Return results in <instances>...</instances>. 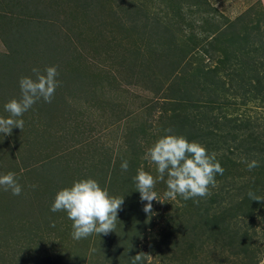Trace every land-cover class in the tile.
<instances>
[{
    "label": "rangeland",
    "instance_id": "rangeland-1",
    "mask_svg": "<svg viewBox=\"0 0 264 264\" xmlns=\"http://www.w3.org/2000/svg\"><path fill=\"white\" fill-rule=\"evenodd\" d=\"M255 9L262 15L253 37L262 40L264 0H0V117H8L4 104L19 99L18 80L26 76L17 73L8 78L10 69L1 65L4 53L16 51L17 60L24 55L19 48L29 53L24 43L31 40L19 36L23 29L32 34L40 27L42 36L55 35L53 46L77 55L81 67L74 73L66 68L67 75L62 76L57 67L61 64L49 55L51 49L45 48L43 40L31 44L38 54L43 50L38 69L43 73L55 66L60 85L51 103L41 99L18 117L24 121L23 129L14 127L10 135L0 134V175L15 173L22 187L19 196L0 189V264H131L139 252L147 255L144 264H247L230 252L243 246L241 241L232 247L226 244L228 237L203 234L197 213L216 206H208L209 196L197 198L199 203L180 197L153 201L149 215L142 210L146 202L140 201L131 178L139 168L158 177L156 165L143 159L145 150L161 136L180 135L176 129L182 132L197 124L201 129L190 142L216 156L227 154L223 139L207 132H226L225 114L237 118L233 124L247 121L252 128L248 132L260 130L264 104L259 100L220 109L201 101L176 105L168 100L177 98L183 85L192 99L203 96L194 81L182 82L172 74L182 58V45L186 50L209 47L208 34L215 25L234 22L239 16L254 25ZM163 23L170 26L174 40L170 33H160ZM33 51L18 60L17 67L35 79L32 69L39 56L35 59ZM189 69L180 71L189 77ZM169 128L172 132L166 133ZM233 129L230 133L236 135ZM124 160L127 171L121 169ZM87 178L95 179L110 196L123 197L124 203L115 232L75 240L67 214L52 212L50 206L59 190ZM225 182L223 178L217 186ZM154 190L163 199L166 184L157 179ZM258 220L262 222L255 221L254 229L262 236L264 214ZM247 224L241 219L231 225L241 229ZM263 242L264 237L257 242L262 243L260 249Z\"/></svg>",
    "mask_w": 264,
    "mask_h": 264
},
{
    "label": "trees",
    "instance_id": "trees-1",
    "mask_svg": "<svg viewBox=\"0 0 264 264\" xmlns=\"http://www.w3.org/2000/svg\"><path fill=\"white\" fill-rule=\"evenodd\" d=\"M254 13H256L257 20L254 25L244 23L242 16L236 18L234 22L231 21L223 24V26L216 24L208 34L209 47H189L186 50L185 45H182L180 48V57L182 58H178L176 65L172 69V74L176 75L182 82L186 78L190 79L189 83H193L194 81L196 86L198 85L199 89L203 91V96L192 99V93L186 90L183 85L180 87L181 89L179 88L180 95L175 99L171 97L168 100H173L176 105L181 104V101L191 102L194 105L201 101L203 105H216L219 109L222 107L227 108L228 105L237 106L242 102H254L258 100L264 104V39L261 40L259 37L254 39L253 37V34L256 33L253 30H259L260 19L258 16L262 15V11L255 9ZM237 23L241 24L239 30L236 29ZM169 27L163 23L162 28L164 30H161L160 33L165 32L163 34L167 35L170 33ZM19 36H25V39L31 40L24 43L25 48L29 50L28 54L34 49V47H31V44L42 39L45 48L51 49L49 55L55 59L57 58V61L61 64V68L57 66L58 69H61L59 70L61 72L60 75L66 74V68L72 70L73 73L78 71V67H80L78 65L80 63L79 57L72 54L66 48H61V50L55 48L53 46L55 35L52 38H46L42 36V31L38 27L32 34H29L27 29H23L19 32ZM169 36L174 40L173 32ZM255 36L257 35L255 34ZM168 44L173 45V43ZM19 49L20 53L24 55H21V58L18 60L25 59V56L28 55L22 52L25 49L23 47ZM33 52L36 54L35 59L39 56L33 68H40L38 61L44 60L42 56L40 57L43 50L39 54L38 51ZM14 53L16 51L11 50L8 54L4 53L1 55L5 58L2 60L3 63L1 65L3 68L8 67L10 69L9 73L11 74H8V78H11L12 74L23 75L25 73L27 76V70L18 69L19 61L14 57ZM7 55H9V58ZM204 55H209L207 61L202 60ZM185 67H190L189 77L185 76L183 70L180 71V69ZM201 98H204V100H201ZM260 107L264 108V106ZM223 117L226 118L223 124L229 129H236L238 133L236 135L231 134V130L229 129L223 134L213 133V131L207 133L218 135L215 137L223 139L222 144L225 146L227 154L222 153L216 156V158L223 167L224 173L223 175L217 174L215 179L219 181L224 178L226 182L225 185L220 187L210 188L211 195L208 198L209 201L206 203L209 207L212 203L216 204V206L211 210L205 209L197 213V221L207 238L217 236L220 238L228 237L226 244L232 247L235 246V242L239 243L241 241L243 246L230 249V252L233 255H238L240 260L246 261L247 264H258L260 261L264 264V249H260L262 243H257L264 237V223L260 227V230H263L262 236L260 235L261 233L254 229L255 221L262 222L258 218L264 214V201L251 200L247 195L249 191H252L255 195L264 198V122L257 125L261 126V128L256 133L255 131H247L250 128V124L247 121H239L233 124L232 122L237 121L236 117H231L229 113ZM199 129L201 128H198L196 124L194 125V129H182V132L181 129H176V131L190 142ZM189 130H192V133ZM253 159L259 162V167L248 171L246 164L242 160L251 161ZM233 169L238 173H232ZM112 170L111 168L109 174ZM244 174L247 175L243 177ZM240 176L243 178H235ZM235 179L239 180L235 181ZM231 181H235L236 183H229ZM216 197L219 198L216 200ZM233 197L235 198L233 199ZM241 219L248 221V224L243 226V228L240 229L237 226L234 228L231 225L232 222Z\"/></svg>",
    "mask_w": 264,
    "mask_h": 264
},
{
    "label": "clouds",
    "instance_id": "clouds-1",
    "mask_svg": "<svg viewBox=\"0 0 264 264\" xmlns=\"http://www.w3.org/2000/svg\"><path fill=\"white\" fill-rule=\"evenodd\" d=\"M32 73L35 79L28 76L19 78V99L13 98L4 104V110L9 115L7 118L0 117V134L10 135L14 127L23 129L24 121L18 117H22L41 99L45 103H51L55 90L60 85L57 68L46 67L43 73L38 68H33ZM165 132L171 133L172 129H165ZM143 159L156 165L158 177L154 178L143 168H139L131 179L135 190L139 192L140 201L146 202L142 210L149 215L153 214V201L164 203L165 200L174 201L180 197L184 201L192 199L194 203H199L197 198L210 196V188L217 187L216 175L224 173L216 153L210 154L198 142H189L180 135L167 134L159 137L146 148ZM242 162L246 164L248 171L259 167V162L255 159ZM128 167V161H122V171H127ZM157 179L166 184L163 199L154 190ZM31 187L34 188L35 185ZM0 189L13 196H19L22 192V187L12 172L0 175ZM247 195L251 200L264 201V198L252 191ZM123 203V197L110 196L95 179L87 178L73 181L70 187L59 190L50 211H64L72 221V238L80 240L93 233L107 235L115 232L118 211ZM146 256L143 252L137 253L132 256L131 264H144Z\"/></svg>",
    "mask_w": 264,
    "mask_h": 264
}]
</instances>
